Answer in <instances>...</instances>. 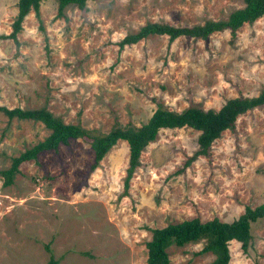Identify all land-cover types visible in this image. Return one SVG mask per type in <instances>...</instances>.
Instances as JSON below:
<instances>
[{
    "label": "rangeland",
    "instance_id": "obj_1",
    "mask_svg": "<svg viewBox=\"0 0 264 264\" xmlns=\"http://www.w3.org/2000/svg\"><path fill=\"white\" fill-rule=\"evenodd\" d=\"M18 0H0V106L46 107L65 124L107 133L117 120L140 127L158 105L219 110L229 99L264 88V16L234 34L208 39L151 36L119 42L146 24L177 27L224 21L243 0H87L57 16L42 0L22 22L17 42L6 38ZM39 122L0 112V171L44 140ZM198 132L163 129L140 156L124 191L128 146L118 141L93 169L81 139L22 163L11 185L0 175V264H146L150 230L199 218L230 223L245 207L264 203V110L238 117L235 128L197 151ZM247 252L231 241L229 264H264V218L250 227ZM204 242L167 249L170 264H212Z\"/></svg>",
    "mask_w": 264,
    "mask_h": 264
},
{
    "label": "trees",
    "instance_id": "obj_2",
    "mask_svg": "<svg viewBox=\"0 0 264 264\" xmlns=\"http://www.w3.org/2000/svg\"><path fill=\"white\" fill-rule=\"evenodd\" d=\"M41 1L18 0L17 15L12 23L11 33L6 38L17 42V34L22 29L24 18L31 10L38 13ZM86 1L56 0L57 16H63L64 9L69 5H76L79 9H84ZM243 2L244 7L232 12L224 21L207 20L201 25L187 27L148 23L136 33L125 36L119 42V51L124 46L136 44L151 36H167L168 42L172 43L179 37L206 40L212 33L224 30H229L234 34L243 24H251L264 16V0H243ZM255 109L264 110V88L253 97L239 96L229 99L217 111L191 105L181 112H175L158 105L149 120L140 127L121 126L115 120L113 127L107 133L97 134L84 129L80 124H65L60 117L54 116L46 107L23 110L0 106V112L4 113L8 119L16 118L39 122L49 131V135L44 140L12 158L10 167L0 171L3 186L7 187L12 184L22 163L36 161L41 152L56 151L60 145H66L70 140L81 139L89 142L94 152L91 166L93 169L99 166L104 156L118 141H124L128 146V166L124 179V191L126 192L130 180L140 164L142 152L156 138L160 130L190 128L198 132V149L186 163L188 165L198 156L208 155L215 140L225 131L234 130L238 117ZM262 218H264V203L254 208L245 207L243 213L230 223L222 222L216 218L206 222H201L199 218H193L180 223L168 224L162 228L151 229L150 241L146 243V264H170L167 254L169 247H184L200 241L204 242V246L199 254L211 253L214 256L212 264H229V242H238L242 251L247 252L251 241L250 227ZM44 249L49 254L47 264H58V261L52 256L50 245H44Z\"/></svg>",
    "mask_w": 264,
    "mask_h": 264
}]
</instances>
